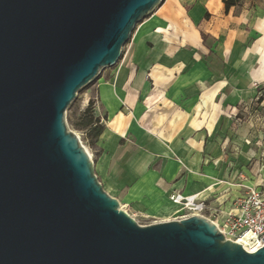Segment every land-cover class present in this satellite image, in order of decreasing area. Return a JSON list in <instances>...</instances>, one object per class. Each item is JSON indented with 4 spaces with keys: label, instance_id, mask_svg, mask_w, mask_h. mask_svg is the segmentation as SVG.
Masks as SVG:
<instances>
[{
    "label": "water",
    "instance_id": "95a60500",
    "mask_svg": "<svg viewBox=\"0 0 264 264\" xmlns=\"http://www.w3.org/2000/svg\"><path fill=\"white\" fill-rule=\"evenodd\" d=\"M162 1L0 0V264H264L204 216L138 225L68 128Z\"/></svg>",
    "mask_w": 264,
    "mask_h": 264
},
{
    "label": "crops",
    "instance_id": "0c3cea01",
    "mask_svg": "<svg viewBox=\"0 0 264 264\" xmlns=\"http://www.w3.org/2000/svg\"><path fill=\"white\" fill-rule=\"evenodd\" d=\"M226 1L163 0L94 80L105 191L165 212L172 194L198 195L221 225L240 185L264 182V119L250 115L264 104V0Z\"/></svg>",
    "mask_w": 264,
    "mask_h": 264
},
{
    "label": "built area",
    "instance_id": "2783aa9c",
    "mask_svg": "<svg viewBox=\"0 0 264 264\" xmlns=\"http://www.w3.org/2000/svg\"><path fill=\"white\" fill-rule=\"evenodd\" d=\"M253 86L257 87V84L254 83ZM240 186L245 189V193L236 199L234 208L227 213L221 225L206 216L207 207L198 195L184 196L175 193L170 196V201L185 213L183 219L195 215L204 216L216 224L225 239L241 245L249 252H254L264 246L261 240H264V185Z\"/></svg>",
    "mask_w": 264,
    "mask_h": 264
},
{
    "label": "rangeland",
    "instance_id": "374dc122",
    "mask_svg": "<svg viewBox=\"0 0 264 264\" xmlns=\"http://www.w3.org/2000/svg\"><path fill=\"white\" fill-rule=\"evenodd\" d=\"M126 44L122 47L121 53L123 52ZM108 68H105L101 71L99 75H102ZM95 81L88 84L81 90H79L75 96V99L69 105L66 110V120L69 130L77 134L83 146L89 151L91 158L94 162L95 159V149L88 144V141L85 138L83 131L78 130L75 127V124L78 122V119L82 112L85 110L84 104L87 98L92 100L94 103L95 99ZM94 109L97 114V105L94 104ZM251 116L254 117L255 121L259 118L264 119V104L262 106L254 107L251 111ZM262 137L264 138V132H262ZM258 138V137H257ZM256 139H252L251 143H255ZM264 185V182L260 183L259 186ZM105 191V190H104ZM108 191V192H107ZM105 191L110 197L116 199L120 208L127 212V214L132 217L136 223L140 226H148L157 223H164L170 221H177L183 219L184 212L180 209H173L168 212L160 211L157 209L156 204L150 199H139L133 197L132 200L128 201V191L126 190H107ZM170 200V197H169ZM155 209V210H154ZM217 218V217H216Z\"/></svg>",
    "mask_w": 264,
    "mask_h": 264
},
{
    "label": "trees",
    "instance_id": "16d2710c",
    "mask_svg": "<svg viewBox=\"0 0 264 264\" xmlns=\"http://www.w3.org/2000/svg\"><path fill=\"white\" fill-rule=\"evenodd\" d=\"M241 0H227L225 2L226 7L228 8L231 5H234ZM75 127L78 130H81L85 134V138L88 141V144L93 147L97 142L99 136L104 130L103 123L101 122L100 116L96 114L94 109V102L89 101L88 106L80 115L78 122L75 124Z\"/></svg>",
    "mask_w": 264,
    "mask_h": 264
}]
</instances>
